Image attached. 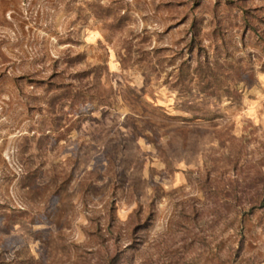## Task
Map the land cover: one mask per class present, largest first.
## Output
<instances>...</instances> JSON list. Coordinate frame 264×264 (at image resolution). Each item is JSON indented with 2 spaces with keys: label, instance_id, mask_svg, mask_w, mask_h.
<instances>
[{
  "label": "rangeland",
  "instance_id": "rangeland-1",
  "mask_svg": "<svg viewBox=\"0 0 264 264\" xmlns=\"http://www.w3.org/2000/svg\"><path fill=\"white\" fill-rule=\"evenodd\" d=\"M217 2L226 47L216 54L230 55L233 78L219 88L214 82L209 97L194 85L179 96L166 84L172 67L152 75L123 69L117 56L125 40L135 49L181 46L191 0H0V264L16 257L59 264L58 235L71 259L78 249L96 264L114 246L96 242L92 222L119 185L136 189L131 203L120 194L116 206L122 246L133 212L154 204L151 227L127 264H264V209L249 214L244 202H225L226 190L264 175L263 54L250 34L242 38L235 12L224 17L225 0H199L203 45L215 53L210 11ZM243 4L264 21V0ZM91 5L126 15V23L111 29L110 18H97ZM258 28L264 34V23ZM76 54L83 60L66 76L93 70L106 99L68 101L59 109L44 81ZM25 136L28 162L19 155ZM54 166L66 176L64 190L26 200L20 185L26 173L36 170L39 187ZM87 172L94 182L85 197L80 180ZM246 188L248 198L256 187Z\"/></svg>",
  "mask_w": 264,
  "mask_h": 264
},
{
  "label": "trees",
  "instance_id": "trees-1",
  "mask_svg": "<svg viewBox=\"0 0 264 264\" xmlns=\"http://www.w3.org/2000/svg\"><path fill=\"white\" fill-rule=\"evenodd\" d=\"M195 7H190V19L187 28L184 31V36L181 39V46L178 44L174 45L176 48H159L153 47L150 50H145L141 47L135 49L131 42L127 40L122 41L120 50L117 52L118 60L123 69L127 66H135L138 70L143 71L147 74H156L165 66L172 67L175 70L174 75L166 84L176 91L179 96L184 93L191 91L194 85L197 91L209 97L214 96L215 90L213 89V83L219 88L223 85V80L233 78L231 68L232 62L230 55L221 56V53L217 55L220 50L225 49L226 43L223 36L222 28L224 25V20H219V2L212 6L210 15L215 20V25L212 31V41L215 53H211L207 46L203 45L202 27H201V17L199 18L196 9L200 7L199 0H191ZM93 7V14L97 18H110L109 26L111 29L116 30L124 26L127 20L126 15H121L120 13L114 12L109 13V7L103 8L100 5H91ZM199 10V9H198ZM235 12L239 20V27L241 29L242 38L246 37V34H250L254 40L255 44L260 47L262 56L258 57L259 69L264 73V34L259 30L258 24H263L262 18L257 15V9L246 8L243 4V0H225L224 2V17H227V13ZM187 15V14H186ZM201 16V15H200ZM203 16V15H202ZM222 16V18H224ZM225 19V18H224ZM186 21V20H185ZM168 52V55L165 53ZM170 52V53H169ZM164 53L163 57L161 54ZM67 58V59H66ZM64 68L55 69L54 73L44 81L47 89L45 92H53L51 102L54 100V106L58 105L61 109L64 104L74 103L76 100H84L85 98H98L99 100L106 99V94L100 85H97L96 79L97 74L93 70H75L70 73V76H66V69L72 68L80 63L82 55H67L64 57ZM234 66V64H233ZM68 67V68H67ZM65 70V71H64ZM93 76V81H89V77ZM69 78V80H68ZM72 80V81H71ZM67 102V103H66ZM28 137H23V142L20 147V158L25 155L27 157V162L30 160V153L27 152ZM26 164V162H25ZM29 163H27L28 165ZM52 167L50 171H47L46 182L39 187H34L35 174L37 173L35 169H31L26 173V175L21 180V188L25 191V199L29 201H45L51 195H57L64 190L63 184L66 182V176H61ZM93 172H87L84 174L80 180V192L87 196L91 184L94 182ZM250 182V183H249ZM245 182L237 189L236 187L226 190L225 202H241L244 206L247 205L248 213L254 214L255 212L264 209V175H259L253 180ZM255 186L253 193L249 196L244 194L247 190V186ZM34 188V189H33ZM207 184L202 183L201 189L207 196ZM122 194L123 199L131 203L136 195V189L133 186L123 187L119 185L117 188L114 187L108 198L104 201L100 210L98 211V217L94 218L95 224L92 222L91 234L96 237V242L106 245L108 241H113V251L109 250L107 246L105 247V252L103 256H98L96 264H127L129 263V258L132 254L130 252H137L141 243L144 241L146 232L150 229L152 224V201L148 205V212L143 213L140 209L133 212L134 214L130 218L128 223V244L121 245V238L119 233L114 232L115 225L117 224L116 211L117 202L119 201V195ZM240 194L244 197H238ZM84 197V196H83ZM84 197V198H85ZM212 197V196H211ZM210 199V196L208 197ZM212 199V198H211ZM84 202V207L88 204L85 203L86 199H82ZM97 214V213H96ZM103 222V225L101 224ZM102 232V233H101ZM61 238V237H60ZM59 235L54 237V255H58L61 252L62 255L59 264H90L92 260L91 257L81 258L78 249L74 251L76 257L71 259V250L67 245H63L61 242L57 241ZM52 242H49V249H52ZM105 242V244H104ZM93 253L92 251L90 252ZM97 254V253H96ZM65 258V260H64ZM64 260V261H63ZM7 264H33V259L29 258H19L16 257L14 260L8 262Z\"/></svg>",
  "mask_w": 264,
  "mask_h": 264
}]
</instances>
